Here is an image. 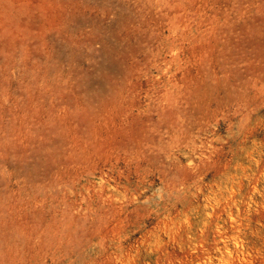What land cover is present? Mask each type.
<instances>
[{
	"label": "rangeland",
	"instance_id": "1",
	"mask_svg": "<svg viewBox=\"0 0 264 264\" xmlns=\"http://www.w3.org/2000/svg\"><path fill=\"white\" fill-rule=\"evenodd\" d=\"M0 264H264V0H0Z\"/></svg>",
	"mask_w": 264,
	"mask_h": 264
}]
</instances>
